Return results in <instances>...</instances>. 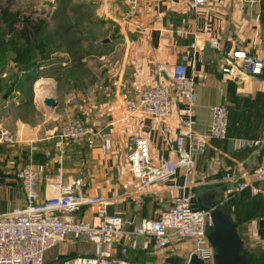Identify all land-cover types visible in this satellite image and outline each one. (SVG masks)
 I'll return each mask as SVG.
<instances>
[{"label": "crops", "instance_id": "1", "mask_svg": "<svg viewBox=\"0 0 264 264\" xmlns=\"http://www.w3.org/2000/svg\"><path fill=\"white\" fill-rule=\"evenodd\" d=\"M77 2L83 3L78 13L81 21L83 17L82 28L86 26L93 31L96 25L104 26L102 37L111 39L106 52L93 63L98 78L94 86L102 90L101 96L95 99L91 94L85 99L78 86L74 90L66 85L60 92L61 109H47L43 99L50 95L41 99L36 95L39 80L32 88V113L40 114L42 119L4 118L0 114V133L8 132L12 139L0 141V214L24 207L18 174L26 166L38 172L41 202L51 197L49 183L76 185L84 197L102 198L106 213L121 216L128 231L142 219H157L176 197L184 194L191 198L201 187L214 190L219 187L216 199L223 207H227L228 197L240 193L247 192L250 198L259 199L257 208L239 213L238 221L242 222L239 235L250 255L264 251V181L257 179L264 156V69L261 75H240L234 80H225L220 74L224 57L232 51L241 50L264 59V1L248 4L240 0H215L206 7L192 9L187 0H140L134 10L124 0ZM211 41L216 48L209 46ZM175 64L185 65L188 76L194 80L197 102L191 118L193 130L207 131L209 107L224 105L228 109L227 135L223 140L208 143L189 174L180 168L174 177L138 192L127 163L128 139L147 138L154 165L175 158L173 142L185 115V104L171 92L170 114L162 121L128 115L126 104L146 89L166 84V73ZM47 81L53 88L51 81ZM68 99H74L75 103L64 105ZM10 102L22 112L17 92L8 98L2 96L1 104ZM84 114L107 126L112 149L103 153L97 144L88 147L85 141L73 142L59 162L56 135L60 126L70 117ZM242 141L257 144L250 148L241 146ZM239 183L248 186L237 193ZM96 209V204L85 205L76 219L95 223ZM135 239L137 249L126 253L129 260L136 264H168L166 260L171 257L167 253L161 260L153 259L157 250L152 239ZM182 246L186 244L180 243L179 247ZM110 249L120 256L117 246ZM94 254V245L85 239L67 238L45 253L44 264H56L55 258L62 261Z\"/></svg>", "mask_w": 264, "mask_h": 264}, {"label": "built area", "instance_id": "2", "mask_svg": "<svg viewBox=\"0 0 264 264\" xmlns=\"http://www.w3.org/2000/svg\"><path fill=\"white\" fill-rule=\"evenodd\" d=\"M140 0H124L130 10L137 8ZM215 0H187L192 9L206 7ZM242 3L255 4L264 0H240ZM216 48L215 42L209 43ZM195 47V43L192 48ZM264 69V59L250 56L244 51L228 53L221 65L220 74L225 80H234L240 75L258 76ZM166 84L155 85L126 104L128 115L152 117L162 121L170 114V95L175 92L185 104L182 119L173 142L176 157L167 159L158 165L152 164L150 143L143 136L128 139L127 163L136 190L144 191L148 187L175 176L178 169L186 174L192 170L196 158L204 152L211 140H223L227 135L228 109L224 105L209 107L210 124L204 133H196L192 128L193 108L197 97L192 77L187 74L183 64L173 65L166 73ZM68 104L75 103L68 99ZM58 141L57 157L62 162L66 149L73 142L85 141L88 147L96 144L103 153L112 149L111 133L99 119L89 115L73 116L60 126L56 135ZM0 141L10 142L8 132L0 133ZM256 141H242L241 146L255 147ZM18 177L25 205L23 208L0 214V264H44L45 253L67 238L85 239L94 245L93 257H81L60 260L56 264H130L124 259L128 250H136L135 237H145L154 241L156 250H163L171 258L180 249L179 244L187 245V260L195 256L205 264H212L213 250L206 240L207 229L212 226L209 212L194 211L190 197H176L169 209L157 219H142L131 231L126 229L127 222L119 215H108L102 198L84 197L76 185L49 183L47 188L51 197L40 201L37 189L39 175L32 166L24 167ZM257 179L264 181V156L261 158ZM239 183L237 193L247 188ZM96 204L97 222L78 221L76 214L85 205ZM117 246L119 257L110 249ZM179 258V257H178Z\"/></svg>", "mask_w": 264, "mask_h": 264}, {"label": "rangeland", "instance_id": "3", "mask_svg": "<svg viewBox=\"0 0 264 264\" xmlns=\"http://www.w3.org/2000/svg\"><path fill=\"white\" fill-rule=\"evenodd\" d=\"M81 3L82 2H77V0H0V11L1 9H7L9 12L18 13L16 22L12 26L14 30L21 28V21L23 18H28L33 21L42 19L47 23V29H45L43 35L40 38H37V40H33V44L30 47H27L31 57V62L29 64L24 63V57L19 58V53H21L22 49L25 47H23L20 40L14 34H3V37H0V39H2V50L5 51L3 58H0V65H5L4 68L0 67V79H8V82L11 81V79L13 80V76H15L14 74L17 72V70H15L16 68H14V65H42L43 70H41V73L39 75L40 78L38 79L41 81L36 85V95L37 86L43 83L50 86V82H48L47 80L51 81L53 88H49L48 93L50 97H53L54 99H56V101L59 102V105L56 106V108H59L62 103L60 92L64 87H58V84L54 81V79H50L47 77V72L45 71H49V75L54 74L53 71L50 70L52 68H55V65H48V62L50 61L51 57L55 59V57L60 56L54 53H52L53 56H51V52L57 51L58 53H60L62 50L66 49V46L68 44L67 37L69 35L67 31L69 30V32L71 33L70 35L73 34V36L75 35V37H78L80 45L85 48L84 56L86 58L83 60L85 69L82 73L79 72L78 74V77L81 81V83H79L78 90L84 93L85 99H87L86 97L90 96L91 94L94 95L95 99H97V97L99 98L101 96L102 90H100L99 87L94 86L96 85V81H98V78L96 76V73L93 72V68L95 67V64L93 63L96 62V58H99L106 52L105 47L110 44L111 39L108 37H102L104 33V26L98 27L96 25L93 30V27H91L90 25V28L93 31L89 30L86 26L82 28V30H80V28L77 26V22L74 19L77 4ZM62 12L66 13V15L70 16L73 20L71 22L72 26H70L69 28H64L59 22H55L56 20H54L56 16ZM3 30H5V27L0 23V32H2ZM50 30H53L55 33V36L53 35L54 41L48 42L46 44L43 42V38L46 31L50 32ZM94 33L97 34V37H94ZM103 40H108V43H103ZM117 59H119V57L116 58L115 61ZM21 61L23 63H20ZM88 61L91 64H88ZM3 94L4 92H1L0 94V114H2V117L6 118L8 116H22L23 118L31 120L34 119L35 121L39 118L42 119L40 114L38 115L37 113L33 115L31 111L20 113L13 102H10L9 104H1ZM58 97L59 99H57ZM67 104L68 103H65L64 105ZM3 105L5 106L4 109H2ZM39 108L43 109V106L40 105ZM246 194L247 192L237 194L233 198L228 197L226 205L229 206L234 201L241 200L246 196ZM218 195L219 193L215 192L216 198H219ZM188 250L189 248H187V245L182 246L180 249H178V251L175 252V257H180L184 261H186ZM155 252L156 253L152 255L154 257L153 259L159 260H161L166 253L163 250H157Z\"/></svg>", "mask_w": 264, "mask_h": 264}, {"label": "trees", "instance_id": "4", "mask_svg": "<svg viewBox=\"0 0 264 264\" xmlns=\"http://www.w3.org/2000/svg\"><path fill=\"white\" fill-rule=\"evenodd\" d=\"M82 8L83 3L77 4L74 19L77 22V26L80 28V30H82L83 17L81 21L78 18V13L81 12ZM17 15L18 13L16 12H9L7 9H1L0 23L4 25L5 30L0 32V37L2 38L3 34H14L20 40L23 47H25L22 49L21 53H19V58L24 57V63L29 64L31 62V57L27 47H30L33 44V40H37V38H40L43 35L45 29H47V23L42 19L33 21L28 18H23L21 21V28L14 30L12 26L16 22ZM81 16L83 15L81 14ZM54 20H56L55 22H59L64 28H69L70 26H72L71 22L73 21L72 18L70 16H67L64 12L58 14ZM67 33L69 35L67 37L68 44L66 46V49L62 50L60 53H58L57 51L51 52V56H53L52 53L60 56L55 57V59L51 57L50 61L48 62V65H55V68H52L50 70L53 71L54 74L49 75V71L45 72H47L46 74L48 78L54 79V81L58 84V87L61 88V86L65 87L67 85L69 88H73L75 90L77 89V86H79V83H81L78 74L79 72L82 73L85 69V64H83V60L86 58L84 56L85 48L80 45L78 37H75V35L73 36V34L70 35L71 33L69 32V30L67 31ZM53 35L55 36L53 30H50V32L46 31L45 36L43 38V42L47 44L48 42L54 41ZM4 54L5 51L2 50V39H0V58H3ZM20 63L23 62L21 61ZM63 63L64 65H62ZM0 67L4 68L5 65H0ZM14 68H16L15 70H17V72L14 74L15 76H13V80L11 79V81L8 82V79H0V94L1 92H4L3 96H6V98H8L14 92H17L19 94L18 105L20 106L21 111L33 112L32 88L33 85L37 81H39V75L41 73V70H43V67L42 65H14ZM218 188L219 187H215L214 192H216V189ZM258 205L259 199L250 198L246 194V196L241 200L234 201L229 206L225 207L228 212L232 215L233 221L238 224V234L240 226L242 224L241 221H238L239 213L243 211V214H246L247 209L257 208ZM247 253L251 259V264H264V251H260L257 255H250L248 251ZM124 259L127 260L130 264H136L132 260H129L126 255L124 256Z\"/></svg>", "mask_w": 264, "mask_h": 264}, {"label": "water", "instance_id": "5", "mask_svg": "<svg viewBox=\"0 0 264 264\" xmlns=\"http://www.w3.org/2000/svg\"><path fill=\"white\" fill-rule=\"evenodd\" d=\"M108 43V40H103ZM47 108H55L53 97L43 99ZM194 211L209 212L212 226L207 229L206 240L213 250L212 264H251V259L242 245L237 232L238 224L233 221L228 210L220 204L211 187H201L190 198ZM168 264H184L181 258H168ZM186 264H205L195 256L189 257Z\"/></svg>", "mask_w": 264, "mask_h": 264}, {"label": "bare ground", "instance_id": "6", "mask_svg": "<svg viewBox=\"0 0 264 264\" xmlns=\"http://www.w3.org/2000/svg\"><path fill=\"white\" fill-rule=\"evenodd\" d=\"M50 88V86L48 84H40L38 86V92H37V98L38 99H41L43 96L45 95H48L49 96V93H48V89Z\"/></svg>", "mask_w": 264, "mask_h": 264}]
</instances>
